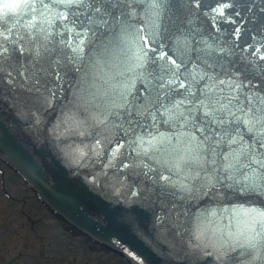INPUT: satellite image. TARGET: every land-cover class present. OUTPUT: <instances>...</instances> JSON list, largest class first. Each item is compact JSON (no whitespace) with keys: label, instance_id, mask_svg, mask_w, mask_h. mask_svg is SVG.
<instances>
[{"label":"water","instance_id":"95a60500","mask_svg":"<svg viewBox=\"0 0 264 264\" xmlns=\"http://www.w3.org/2000/svg\"><path fill=\"white\" fill-rule=\"evenodd\" d=\"M207 2L163 0L153 7V0H139L134 4V27L122 38L123 42L116 39L110 45L117 50L105 52L101 47L98 54L103 57L93 52L89 58L88 66L99 63V72L103 73L109 53L116 52L118 56L114 57H120L116 62L121 64L124 73L110 80L103 76L99 79L101 75L94 69L93 75H75L70 79L73 83L78 78L77 86L81 90L83 82L95 78L94 82L86 83V91L81 90L78 106L85 102L82 108L75 107L76 101H70L69 105L56 102L51 106L54 101L49 95L40 101H26L29 94L20 87L14 72L12 84L4 74L0 85V157L20 173L59 216L113 249L124 250L134 264H264V248L253 251L247 247L245 237L233 234L246 231L247 217L243 211L251 204L252 208L264 210V195L252 192L253 198L250 192L242 193L238 185L229 187L232 181L217 183L209 189L203 173L199 179H186L189 169L179 163L183 153L172 151L178 140L177 129L165 122L166 116L158 115L155 121L151 117L146 122L142 119L144 126L153 128L154 143L162 141L146 153L144 149L148 145L145 144L151 140L146 138L149 134L141 133V128L136 132L134 127V131L125 136L124 130L118 129L125 141L141 136L145 144L138 156L133 151L137 146L129 147L125 143L121 149L124 155L115 161L111 160L112 150L103 146H97L100 151L88 152L84 148L90 147L86 137L97 141L98 136L90 133V126L66 128V123L75 121L77 110L84 115L92 103L99 107L91 111L101 115L119 85L127 82L131 86L133 81L136 87L141 85L137 76L142 69L136 67V56L141 50L149 52L157 64L169 63L168 56L159 60L162 53H167L177 63L186 61L188 71L197 74L207 68L203 59H195L198 53L204 58L211 53L225 67L232 62L246 66L254 74L256 65L264 64V60L259 59L264 50L257 51L253 46L255 33H248L246 37L239 28L229 30L213 23L210 16L200 11L201 6L204 10L209 8ZM241 26L245 25L241 22ZM59 41L60 37H55L56 45L63 48ZM136 41L140 48L137 55L132 47ZM148 63L151 67L150 61ZM219 70L217 66L215 71ZM91 84L95 85L90 93ZM104 127L99 121L93 123L94 133H101L108 142ZM113 143L110 144L112 149L116 146ZM133 158L137 166L123 168V163ZM136 172L141 175L137 177ZM145 172L147 176L143 175ZM182 184H188L192 192L183 190ZM231 199L237 205L232 204ZM238 202L244 203L241 206ZM226 213L230 216L225 217ZM233 217L235 219H226ZM173 219L181 223L177 225ZM200 227L206 230L205 235L207 230L218 232L221 238L218 248L209 244L211 240H206Z\"/></svg>","mask_w":264,"mask_h":264},{"label":"snow or ice","instance_id":"6c2138e0","mask_svg":"<svg viewBox=\"0 0 264 264\" xmlns=\"http://www.w3.org/2000/svg\"><path fill=\"white\" fill-rule=\"evenodd\" d=\"M137 2L0 0V85L7 62L12 69L7 73L10 84L15 80L13 72L29 82L22 85L29 94L26 101H40L45 95L54 100L62 84L55 83L52 77L55 81L74 78V73L82 71L85 52L89 58L93 52L98 54L101 47L108 52L113 40L128 35L134 27L133 5ZM162 2L153 0L152 6ZM223 7L220 15H224ZM55 37H60L59 44L71 52L57 46ZM165 56L169 63L157 64L149 52L141 50L136 56V67L142 69L137 76L141 85L136 87L135 81L131 86L127 82L119 85L101 113L100 123L113 130L108 143H116L111 160L124 155L121 149L125 143L129 147L136 145L133 151L138 156L145 144L141 136L125 141L118 129L127 136L134 131V125L143 126L141 119L146 122L151 117L155 121L163 115L167 117L165 122L177 129L178 140L172 151L183 153L179 163L189 169L186 179H199L203 173L209 189L232 181L229 187L238 185L242 193L264 195V64H257L253 74L246 66L232 62L225 67L211 53L207 58L198 53L195 59H203L213 71L209 73L206 68L197 74L188 71L186 61L177 63L167 53H162L159 60H165ZM259 59L264 60V55ZM217 66L219 71H215ZM161 142L149 140L145 153ZM122 166L137 165L133 158ZM135 175L139 177L141 173ZM181 187L192 191L188 184ZM243 215L247 217L246 231L241 235L245 236L247 247L253 251L264 248V210L245 209Z\"/></svg>","mask_w":264,"mask_h":264},{"label":"rangeland","instance_id":"374dc122","mask_svg":"<svg viewBox=\"0 0 264 264\" xmlns=\"http://www.w3.org/2000/svg\"><path fill=\"white\" fill-rule=\"evenodd\" d=\"M0 264H125L69 233L0 162Z\"/></svg>","mask_w":264,"mask_h":264}]
</instances>
